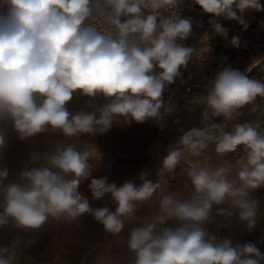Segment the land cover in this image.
<instances>
[{
	"label": "clouds",
	"instance_id": "1",
	"mask_svg": "<svg viewBox=\"0 0 264 264\" xmlns=\"http://www.w3.org/2000/svg\"><path fill=\"white\" fill-rule=\"evenodd\" d=\"M182 0H0V160L8 147V129L18 141L38 134H59L44 152L32 150L22 169L9 179L0 166V229L38 233L49 222L78 224L90 215L106 233L119 237L126 222L154 196L158 210L132 228L122 243L129 264H264V252L251 241L233 245L229 237L211 233L236 217L249 233L260 219V202L252 193L264 187V126L255 121L228 123L251 106L260 111L264 80L225 66L208 81L206 94L193 97L194 110L203 106L202 127L181 129L157 170V181L141 171L120 186L107 176L93 177L101 161L82 137L108 133L113 125H157L174 108L163 98L182 76L197 48L186 46L193 34L190 17H182ZM205 14L215 35L227 38L221 18L249 27L245 14L264 11L261 0H191ZM123 18V19H122ZM203 38L212 37L206 33ZM231 45L239 46L233 36ZM84 99L78 110L68 105ZM105 101L98 104L97 100ZM222 118V122H215ZM173 123L178 124L177 117ZM216 159L237 153L229 161ZM187 157L185 194L165 191L160 179L173 174ZM204 157L201 161L199 158ZM235 168V175H232ZM84 181L92 199L110 196L116 205L93 208L79 190ZM215 206V212L213 207ZM16 236L0 245V264H17L21 247L35 243ZM96 264H119L99 258Z\"/></svg>",
	"mask_w": 264,
	"mask_h": 264
},
{
	"label": "crops",
	"instance_id": "2",
	"mask_svg": "<svg viewBox=\"0 0 264 264\" xmlns=\"http://www.w3.org/2000/svg\"><path fill=\"white\" fill-rule=\"evenodd\" d=\"M261 3L264 4V0H261ZM3 11H5V9L0 8V12ZM246 20L249 23V27L247 30H244L242 27L232 28L228 20L221 18L219 21L221 24L222 21H227L223 23V27L228 29V36L227 38H224L215 35L216 42L221 46L233 48L234 46L231 45L230 41L233 36H236L239 38V45H242L243 43L251 45L252 56L249 60L244 62L245 68L241 72L246 73L250 78L259 79V75L264 74V20L254 22L252 19L249 20L248 17ZM252 31L256 33L261 32L262 36L256 38L255 35L257 34L254 35L249 33ZM245 64L251 66L246 68ZM84 99L87 98H81L79 100L74 99L72 101L74 104V110H78L82 107ZM104 102L103 98L97 100L98 104ZM202 111L203 106L196 107L194 110H192L189 104H185L181 110H179L178 107L177 113L179 123L176 124L173 131V137H179L180 135H177V133H181V129L185 131L187 125L188 130L193 127H202L201 121L195 120L202 118ZM242 116L237 119L239 123H241L240 120ZM235 122L237 121L229 122V127ZM158 138L159 133L156 130L155 122L149 120L142 124L132 122L130 125H113L111 130L104 135L82 137L78 142V146L86 147L87 143L91 142L95 149L99 147L104 148V153L100 155L101 161L93 171V177L99 178L107 176L109 182H115L117 186H120L124 181L129 179L139 185L141 181L138 179V176L141 171H148L150 174L147 179L152 180L153 182H156L158 179L156 175L158 165L154 157V149ZM54 139H62V137L59 134H38L37 136L28 139V142L26 141L27 143L23 144L22 142L19 149L27 156L32 150L43 152V150H47ZM33 140H39L43 144L40 146H34L32 144ZM212 148L209 149L208 152H210ZM194 159L196 158L187 157L181 162L175 171V176L172 182H166L165 180L160 179L162 189L165 191H175L178 195L183 196L185 194V181L187 179L185 169ZM199 159L202 160L203 157ZM22 167L23 166L21 165L14 171L19 172ZM88 183H90V181H84L80 185L79 190L89 199L90 206L93 208L107 206L110 210L114 211L116 205L111 201L110 196H106L99 201L92 199L91 192L87 187ZM157 210L158 199L154 196L150 201L141 206L136 214L137 218L135 220L126 222L125 229L119 237H113L106 233L103 226L95 221L90 215L81 217L78 224L61 225L63 227L62 235L69 238L70 241L81 244L82 251L86 253L115 252L120 254L116 258V261H118L119 264H129L131 254L128 252L126 245L122 243V239H126L132 228L150 218Z\"/></svg>",
	"mask_w": 264,
	"mask_h": 264
},
{
	"label": "rangeland",
	"instance_id": "3",
	"mask_svg": "<svg viewBox=\"0 0 264 264\" xmlns=\"http://www.w3.org/2000/svg\"><path fill=\"white\" fill-rule=\"evenodd\" d=\"M247 17L249 18V20H254V22L264 20V11H252L246 13L245 19ZM224 22L227 21H222V25ZM229 23L231 24L232 28L242 27L234 20L229 21ZM249 33H252L254 35L257 34L255 35L256 38L262 36L261 32L256 33L252 31ZM245 45L246 44L243 43L242 45H239L238 48H243ZM249 47L252 52L251 45H249ZM245 65L246 68H249L251 66H248V64ZM259 77V79L261 80V75H259ZM189 101L190 100L188 99H183L180 104L179 110H181V107L184 103H189ZM262 101H264V99L258 98L257 100L258 104ZM250 107L251 106H245V108L243 109L244 115L241 117V123L245 121L257 120L262 124V126H264V115H262L260 111L254 114L250 113ZM195 120L201 121L202 118ZM215 122H222V118H216ZM230 129L231 127H229L228 124L226 130ZM187 130L188 125L185 131ZM181 134L182 133H177V135ZM8 137V147L5 150L3 159L0 160V166L7 167L9 169V179L11 180L14 179L15 175L18 173L14 170L21 165L23 166V162L28 159V156L23 154L19 149L22 142L16 139V134L10 128L8 129ZM27 142L23 141V144ZM32 144L34 146H40L43 143H41L39 140H33ZM44 151L46 150H43V152ZM207 156L210 157L211 163L214 165L223 163L224 161H229L233 165H235L231 153L217 160L214 153V147L212 148V150H210V152L207 153ZM232 175H235V168L233 169ZM252 196L253 198L258 199L260 202V219L257 226L250 233L238 223L236 217H233L231 221H222L221 226L215 223L207 224L206 227L208 228V230L221 238L229 237L233 245H243L248 241L257 243L261 239H264V187L257 189L252 193ZM213 211L215 212V206L213 207ZM62 228L63 227L61 225L57 226L54 222H49L47 225H45L44 228L40 230V232L35 234L25 233L18 229H0V245H7L16 236H20L23 240L32 238L35 239V243L29 245L26 248L23 246L21 247L20 259L17 261V264H96V261L101 257H104L107 260H116V258L120 255L115 252H101L92 254L86 253L82 251L81 244L70 241L69 238H66L62 235ZM257 246L260 248L261 252H264V243H258Z\"/></svg>",
	"mask_w": 264,
	"mask_h": 264
},
{
	"label": "built area",
	"instance_id": "4",
	"mask_svg": "<svg viewBox=\"0 0 264 264\" xmlns=\"http://www.w3.org/2000/svg\"><path fill=\"white\" fill-rule=\"evenodd\" d=\"M178 12L182 17H190L192 19L193 34L183 43L186 46L196 47L197 53L189 62L187 70L181 69L182 76L177 78L175 83L169 85L164 92V100L166 102L171 100L174 111L170 115L165 116L159 125L155 123L156 130L159 133L154 149V157L158 168L163 157L167 154L169 146L174 145L179 140V137H173V131L176 127V123H173V121L178 117L177 111L181 100L183 98L192 99L193 97L206 94L205 88L208 85V81L214 78L216 72L222 70L225 66H231L233 69L242 71L245 68L244 62L252 56L251 49L247 44L243 48H230L217 44L216 36L212 33L208 24L210 15L203 13L198 5L191 3V0H182L178 6ZM206 33L211 35L212 38L210 40L203 38ZM261 80H264V74L261 75ZM259 105L260 112L264 115V101L260 102ZM68 107L70 110H74L72 102L69 103ZM86 147H89L94 155L98 156L104 153V148L95 149L91 142H88ZM239 152L240 150L238 149L237 153H232L234 162ZM174 176L175 172L161 179L166 182H172Z\"/></svg>",
	"mask_w": 264,
	"mask_h": 264
},
{
	"label": "bare ground",
	"instance_id": "5",
	"mask_svg": "<svg viewBox=\"0 0 264 264\" xmlns=\"http://www.w3.org/2000/svg\"><path fill=\"white\" fill-rule=\"evenodd\" d=\"M191 100V99H190ZM182 102V101H181ZM181 102H180V104H181ZM180 104H179V107H180ZM185 104H189V103H184L183 105H182V107H184V105ZM189 106H190V104H189ZM182 107H181V109H182ZM190 110V109H189Z\"/></svg>",
	"mask_w": 264,
	"mask_h": 264
}]
</instances>
